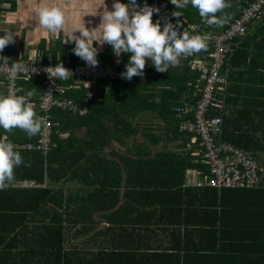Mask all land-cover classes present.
<instances>
[{"label": "trees", "instance_id": "1", "mask_svg": "<svg viewBox=\"0 0 264 264\" xmlns=\"http://www.w3.org/2000/svg\"><path fill=\"white\" fill-rule=\"evenodd\" d=\"M251 1H240L238 4L240 9L237 8L236 2H233L236 4L234 8L224 9L223 12L227 11L224 14L227 22L222 25L205 27V22L199 16L198 10L192 8L191 4L180 9L181 15L173 16L170 23L179 25V31H187L190 34H192V28L188 24H196L198 33L215 34L237 18L241 9ZM155 2L160 1L149 0L148 6L152 7ZM0 4H2L1 1ZM188 8L191 12H195V18L185 13ZM223 12L217 13V16L221 17ZM153 19L152 16V21ZM238 40L236 38L233 42ZM261 44L264 46L262 39ZM57 45L59 46V42L55 46ZM74 47L75 44L62 46L61 55L56 51V56L49 62L64 64L66 61L70 65L86 64L73 54ZM9 49H11L10 46L5 48L4 57L9 58L10 64L14 60ZM110 52L109 46L106 52L98 55L96 57L98 64L106 63ZM230 54V52L226 54L225 63ZM129 57L128 53L122 54L120 67L122 73L125 71ZM185 57V65L176 71L179 72L177 76L170 73L168 77H165L169 71L160 72L153 82L154 87L158 86V89L151 94V97L158 98V103H154V106L149 109H141L132 104L130 107L133 111L130 117L133 120L132 123L122 115L123 111L119 113L118 108L124 104L122 100L111 103L116 109L110 105L108 107L110 113H107L104 108L110 104L107 102L109 96L127 99L140 95V85H132L131 90L126 84L127 80L122 77L115 80L102 79L96 81L92 98L83 114L79 113L83 105L82 89L67 92L68 98L76 105L75 111L53 109L50 112L51 143L46 153L15 148L22 156V166H24L14 169V173H20L16 176L17 179L41 184L44 181L43 178H46L48 183H54L55 179L58 180L62 174L65 175L68 172V180L75 181L78 188H69L70 193L66 198L69 209L64 211L62 209L66 195L62 190H56L54 193L44 187L13 188L9 186L0 190V264H83L80 262L81 258L76 249L72 248L66 253L63 250V244L68 240V233L73 232L75 225H78L82 218V214L74 210V205L79 200L77 191L88 195L85 196L84 201L91 204L94 182L86 170L92 168L94 159L104 158L108 153L117 159L131 160L130 168L134 173L131 179L134 185L133 190L147 191L150 204H156L158 200L161 208L160 223L177 225L171 234L178 239L179 248L172 247L174 254L152 253L151 264H163L165 261L162 259L165 257H168L171 264L174 262H178L176 264H264V158L259 159L260 163L251 155L260 166V185L257 188H197L183 186L185 185L183 175L186 169H194L201 171V177L210 176L208 167L199 164V156L193 157L191 151H182L178 154L179 151L174 149H155L158 143L167 138L179 141L185 146L192 144L191 136L181 132L179 125L192 119L197 100L196 80L199 73L187 66L189 56ZM137 80L138 77H133L130 82L134 83ZM16 88L24 90L23 93L18 94L34 91L31 102L35 105L36 115L39 116L37 107L43 90L42 79L39 77H32L29 80L20 78L16 81ZM0 91L6 95L4 84H0ZM124 107L126 111L127 105L124 104ZM144 110L157 116L152 118L154 123H163V128H165L163 133L151 130L150 124L139 130L137 126L140 124L141 112ZM220 116L218 109L211 110L210 117L220 118ZM127 122L133 128L124 127ZM114 128H116L115 133H113ZM64 132L67 133L65 137ZM10 133L0 128V137L5 136L7 140L9 138L13 144H35L39 138V133L29 138L27 133L19 128L13 130V136ZM112 135L116 136L118 149L107 151L103 149L104 143L106 139H111ZM217 139L249 154L221 133L216 134ZM129 141H131V146L125 145ZM194 144L199 145L197 141ZM97 145L100 148H96ZM104 151L106 154L102 155ZM176 157L178 160L172 162V159ZM153 162L158 163L159 166L149 164ZM161 167L168 174L178 171L182 173V176L178 180L155 179V176H152L153 172L154 170L159 172ZM146 171L149 173L144 175ZM98 183L99 188L111 189L113 186H118V184L109 186L108 183L100 181ZM3 200L4 205L1 204ZM97 203L98 201L93 205L96 206ZM103 206H105L104 202ZM171 217H174L176 221ZM71 228L74 229L68 232ZM101 253L102 251H99V255ZM115 255L120 256V263H122V257H126L124 253H115ZM157 260H160V263H157ZM137 263L142 264V262Z\"/></svg>", "mask_w": 264, "mask_h": 264}, {"label": "crops", "instance_id": "2", "mask_svg": "<svg viewBox=\"0 0 264 264\" xmlns=\"http://www.w3.org/2000/svg\"><path fill=\"white\" fill-rule=\"evenodd\" d=\"M0 1L3 5L0 36L4 35L5 30L11 31L16 36L14 37V43L8 46L11 47L9 50L12 53V59L19 62L33 61L51 64L49 61L56 56V51L61 55L62 46L75 44L71 42L70 38L74 31L80 28L81 21L83 20L85 27L89 30L97 28L101 22L99 14L103 11V9H100L102 0ZM159 1V3L155 2L152 6L159 9L158 13L154 12L153 14V23L159 21L162 30L164 24L169 23L173 17L172 13L174 11L180 12V9H176L170 3V0ZM119 2L127 4L129 0H119ZM104 3L109 11L113 10L112 4L114 0H104ZM229 3L236 6L232 1H229ZM44 5L60 7L65 14V25L58 35L47 34L46 29L42 28L39 24L37 9ZM228 8H231V6L227 5L225 7V9ZM185 11H187L185 13L189 14L191 18H195V12H191L189 8ZM226 12L224 11L221 17H224ZM188 26L195 27V30L192 29V35L207 34L208 37L213 35L198 33L196 31L198 28L196 24H188ZM204 26L210 25L205 23ZM74 34L79 36V32ZM263 37L264 16L259 21L252 23L243 37L230 44L228 53L230 52L231 54L220 70L226 83L218 91L217 98L219 105L216 108L221 114L217 133H221L229 141L237 143L239 147L249 153V156L252 155L258 161L264 158V46L261 44V39L264 40ZM66 41L71 43H65ZM58 42L59 46H55ZM93 47L98 49V55H102L107 51L109 45L107 43L98 45L94 42ZM209 50V42L206 41V49L194 53L193 56L202 58ZM5 52V49L0 52V58H5ZM191 56H189L186 62L187 66ZM185 58V56H181L179 63L175 67L169 66V72L165 77H168L170 73H173V76H177L179 72L176 71L184 67ZM151 63L150 60L146 62L144 75L142 77L136 76L138 77L136 82L132 83L128 80L126 82L131 90L132 85H140V95L127 99L109 96L107 102H110V104L104 108L107 113L111 112L108 109L110 105H113L114 109H116L114 104L111 103H117L118 100H122L127 105V110L125 111L123 104L121 108H118L119 113L123 111L122 115L132 123L133 120L130 118L133 115V111L130 108L132 104L139 106L141 109H149L154 106V103H158V98L151 97V94L158 89V86L154 87L153 82H155L160 72H157ZM0 94H2L1 91ZM181 99L183 100V98ZM153 116L157 117L156 115H151L147 110L141 112L142 119L139 118L140 124L137 126L139 130L148 127V124H150L149 128L151 130H155L154 132L156 133H163V129H165L163 128V123H154L152 120ZM224 122L226 123L223 126ZM124 127L133 128L128 125V122L124 124ZM115 129L113 133L116 132ZM13 130L10 133L11 136H13ZM63 135L65 137L67 133L64 132ZM5 138V136H2L0 140ZM8 141L11 142L9 138ZM130 142H126L125 145L131 146ZM24 144L27 143L14 145L16 149L23 150L22 146ZM104 144L105 147L103 149L107 151L118 149L115 135H112L111 139H106V143ZM95 147L100 148L99 145ZM155 149H174L179 151L178 154L182 151H191L195 158L198 157L200 150L199 145L189 143L185 146V144L176 140H170V138L158 143ZM105 154V151L102 152V155ZM172 160V162H175L178 159L176 157ZM92 164V168L86 170V173L94 182V191L91 193V204L84 201L85 196L88 195L77 191L79 200L74 205V210L82 214V218L78 225H75V229H68V232L74 230L71 234L68 233V240L63 244V250L67 253V250L76 249L78 256L81 258L80 262L83 264L90 262L92 264H138L137 262L151 264L152 253L174 254L172 247L177 246L179 248L180 246L178 239L174 238L171 234L177 225L160 223L159 212L161 208L158 200H156V204H150L147 191L133 190L134 185L131 179L134 173L130 168L132 165L131 160L129 161L126 158L117 159L116 157H111V154L109 155L108 153L104 158L94 159ZM149 164L151 166H159L158 163L154 162ZM22 167L24 166L21 164L16 168ZM197 172L194 169H186L183 175V180L185 181V185L183 186L196 187L195 183L201 177L197 175ZM148 173L146 171L144 175ZM19 174V172L14 173L15 178L13 183L8 185L9 187H44L54 193L56 190H62L64 195H66L62 211L67 208L69 209L66 201L70 193L69 188H78V184L75 181L70 182L68 180V172L65 175L62 174L58 180L55 179L54 183H48L47 179L43 178L44 181L41 184L26 181L25 179H17L16 176ZM181 174L178 171L174 174H168L161 167L160 171L157 173L153 172L152 176H155V179L178 180L181 178ZM98 181L108 183L109 186L113 184H118V186H113L111 189L99 188ZM23 182L33 183V185L23 186ZM96 201L98 203L95 206L93 204ZM103 202L105 206H103ZM4 203L3 200L1 204L4 205ZM171 218L176 221L174 217ZM99 251L104 252V255L102 253L99 255ZM115 253H124L126 257H122V259L125 262L122 260V263H120V256L115 255ZM170 258L173 260V257L170 256ZM160 260H157V263H160ZM162 260L165 261L163 264H171L168 257ZM176 263L178 262H174V264Z\"/></svg>", "mask_w": 264, "mask_h": 264}, {"label": "clouds", "instance_id": "3", "mask_svg": "<svg viewBox=\"0 0 264 264\" xmlns=\"http://www.w3.org/2000/svg\"><path fill=\"white\" fill-rule=\"evenodd\" d=\"M170 3L176 9H184L191 4L208 25H222L227 22L226 17L217 16V13L223 12L227 7L226 0H170ZM100 9L103 11L99 14L101 22L97 28L89 30L82 20L80 28L74 31L79 32V36L73 33L70 38L75 43L73 54L89 67L98 64V49L93 47L94 42L98 45L107 43L117 57L130 54L125 71L121 74L128 81L136 76L142 77L149 60L157 72L164 73L169 66L175 67L181 56H191L206 49L207 34L192 35L187 31L182 32L178 30L179 25L170 22L165 23L161 30L159 21H152L154 12L158 13L159 9L147 4L137 8L136 0H129L127 4L114 0L113 10L109 11L102 0ZM172 15L179 17L181 13L174 11ZM37 16L40 26L46 29L47 34L58 35L65 25V14L57 6L38 7ZM14 37L16 36L11 31H4V35L0 36V52L14 43ZM0 59L5 61V65L10 62L9 58ZM22 71H27L22 63L11 62L7 67L8 78L14 82ZM44 71L54 79L67 80L72 76L60 62ZM23 92L22 88H13L7 95L0 94V128L9 133L19 128L31 138L40 132L46 118L36 115L35 105L31 102L34 91L18 94ZM15 148L7 138L0 140V190L13 182L14 169L23 163L22 156Z\"/></svg>", "mask_w": 264, "mask_h": 264}, {"label": "built area", "instance_id": "4", "mask_svg": "<svg viewBox=\"0 0 264 264\" xmlns=\"http://www.w3.org/2000/svg\"><path fill=\"white\" fill-rule=\"evenodd\" d=\"M148 2L149 0H136L137 8H141L145 4L148 5ZM2 10L3 5L0 4V23L2 22ZM263 15L264 0H252L226 28L212 36L211 51L207 56L192 57L188 61V66L199 73L196 80L198 98L192 119L181 123L179 129L191 136L192 143H196V141L199 143V164L208 167L211 175L208 180L199 179L197 186L251 188L258 183L259 168L257 163L239 148L216 140L217 118H211L210 114L211 110L218 107L217 94L226 83L220 70L225 62L229 43L235 38L243 36L248 24L259 20ZM192 29L195 30V27ZM121 55L117 57L111 48L109 62L104 65L97 64L94 67H89L86 64L70 65L65 62L63 66L72 73L71 78L67 80L48 76L44 69L55 67L54 64L20 61L27 71L19 73L18 78L13 82L8 78L7 67L10 64L5 65L4 61H0V84L5 85L6 95L11 89L16 88V81L20 78L23 80H29L30 77L42 79L43 90L37 111L39 117H45L46 120L41 127L37 142L24 144L22 148L47 152L51 143L50 112L53 109L75 111V103L66 95L69 90L82 89L84 92L83 108L79 113L83 114L84 112L81 113V111L87 110L97 80L121 78ZM32 69L35 71L33 72ZM197 175H201V171H198Z\"/></svg>", "mask_w": 264, "mask_h": 264}, {"label": "rangeland", "instance_id": "5", "mask_svg": "<svg viewBox=\"0 0 264 264\" xmlns=\"http://www.w3.org/2000/svg\"><path fill=\"white\" fill-rule=\"evenodd\" d=\"M232 2H236V1H232ZM236 3H237V2H236ZM238 8L240 9V5H239ZM243 8H244V7H243ZM243 8H242V9H243ZM242 9H241L240 13L242 12ZM263 16H264V15H263ZM263 16H262V17H263ZM262 17H261V18H262ZM261 18H260V19H261ZM260 19H259V20H260ZM259 20H257V21H259ZM255 22H256V21H255ZM253 23H254V22H253ZM251 24H252V23L248 24L247 29H248V27H249ZM228 25H229V24H228ZM228 25H227V26H228ZM227 26H226V27H227ZM226 27H224V28H226ZM191 28H192V26H191ZM193 30H194V29H193ZM246 31H247V30H246ZM215 34H216V33H215ZM215 34H213V35H215ZM245 34H246V32H245ZM245 34H244V35H245ZM213 35H212V36H213ZM244 35H243V36H244ZM212 36H209L208 39H207V41L209 42L210 50L205 54V56H207V55L210 53V51H211V41H212ZM243 36H241V37H243ZM237 38L239 39L240 37H237ZM235 39H236V38H235ZM235 39H234V40H235ZM234 40H233V41H234ZM233 41H231V42L229 43L228 47H230V44H231ZM109 46H110V45H109ZM110 48H111V46H110ZM228 51H229V50H228ZM227 53H228V52H227ZM110 54H111V52H110ZM192 57H194V56L192 55L191 58H192ZM109 60H110V55H109ZM109 60H108L106 63H108ZM225 60H226V59H225ZM106 63H104V64H106ZM224 63H225V62H224ZM104 64H102V65H104ZM100 65H101V64H100ZM121 65H122V55H121ZM120 67H121V66H120ZM120 71H121V70H120ZM121 72H122V71H121ZM117 79H120V78H117ZM101 80H102V79H101ZM112 80H115V79H112ZM97 81H98V80H97ZM68 82H69V81H68ZM93 92H94V89H93ZM83 93H84V92H83ZM66 96H67V95H66ZM67 97H68V96H67ZM196 97L198 98L197 93H196ZM40 98H41V96H40ZM217 100H218V98H217ZM89 102H90V101H89ZM196 102H197V100H196ZM195 104H196V103H195ZM88 105H89V103H88ZM82 108H83V105H82ZM194 108H195V107H194ZM83 112H85V110L81 111V113H83ZM211 118H212V117H211ZM219 120H220V119L217 118V131H218ZM215 134H217V133L215 132ZM152 170H154V169H152ZM154 172L157 173L158 171H157V170H154Z\"/></svg>", "mask_w": 264, "mask_h": 264}, {"label": "bare ground", "instance_id": "6", "mask_svg": "<svg viewBox=\"0 0 264 264\" xmlns=\"http://www.w3.org/2000/svg\"><path fill=\"white\" fill-rule=\"evenodd\" d=\"M51 129H52V126H51ZM49 147H50V145H49ZM49 150V149H48ZM47 150V151H48ZM44 153H46V152H44ZM251 157V156H250ZM252 158V157H251ZM255 162H256V160L254 159V158H252ZM257 163V162H256ZM257 165H258V163H257ZM258 168H259V170H258V173H257V175H258V183H257V185L256 186H254V187H251V188H247V187H228V188H233V189H254V188H257V187H259V185H260V175H259V171H260V166L258 165ZM211 178V175L208 177V176H204V177H200V180H208V179H210ZM199 180V179H198ZM197 180V181H198ZM197 181H196V183H195V186L196 187H208V188H216V187H210V186H197L196 184H197ZM22 185L23 186H31V185H33V183H28V182H23L22 183ZM228 188H217V189H228Z\"/></svg>", "mask_w": 264, "mask_h": 264}, {"label": "water", "instance_id": "7", "mask_svg": "<svg viewBox=\"0 0 264 264\" xmlns=\"http://www.w3.org/2000/svg\"><path fill=\"white\" fill-rule=\"evenodd\" d=\"M229 1H236L237 2V7H239V2L242 1V0H226V4L231 6V7H234L232 4L229 3Z\"/></svg>", "mask_w": 264, "mask_h": 264}]
</instances>
